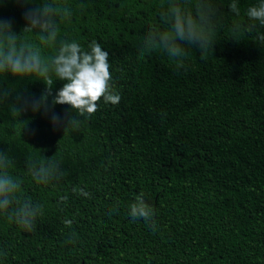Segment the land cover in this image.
Wrapping results in <instances>:
<instances>
[{"label": "trees", "instance_id": "trees-1", "mask_svg": "<svg viewBox=\"0 0 264 264\" xmlns=\"http://www.w3.org/2000/svg\"><path fill=\"white\" fill-rule=\"evenodd\" d=\"M258 2L239 0L237 16L231 0H0L19 41L49 58L64 41L98 42L121 96L54 130L43 111L20 110L44 81L0 74V172L20 185L0 212V264H264V27L246 15ZM42 3L61 10L51 47L24 31L22 13ZM173 6L199 9L213 35L203 58L187 44L180 62L149 52L146 34L171 29ZM140 192L155 230L128 215ZM25 202L31 231L9 219Z\"/></svg>", "mask_w": 264, "mask_h": 264}, {"label": "clouds", "instance_id": "clouds-1", "mask_svg": "<svg viewBox=\"0 0 264 264\" xmlns=\"http://www.w3.org/2000/svg\"><path fill=\"white\" fill-rule=\"evenodd\" d=\"M27 3L28 0H17ZM239 0H231L229 10L240 15ZM172 16L171 29L163 32L152 31L146 34V41L151 46L149 52L160 50L167 53L170 59L180 62L187 55L184 45L199 48L202 58L212 47L213 35L205 30L203 17L197 9V16L185 14L179 6L170 9ZM60 8L52 4L42 3L38 7H28L22 13L26 21L24 31L39 30L41 44L53 46L56 43L60 28L55 16L60 15ZM68 15L65 12V16ZM246 15L249 20L259 22L264 27V0L250 6ZM166 18V22H167ZM11 19L0 18V74H11L17 78L35 77L44 81L46 89L39 98L24 96L19 98L20 110L33 112L43 111L50 119L55 129L76 128L80 121L73 115L91 116L99 107L98 101L103 98L104 103L118 104L121 100L119 93L113 88L110 75L111 64L109 53L102 46L92 41L87 50L78 42L64 41L50 58L39 47L20 42L13 28ZM256 24L249 25V30L255 29ZM258 40L264 44V34L258 35ZM141 55H144L142 52ZM64 81L63 86L53 92L55 80ZM7 92L0 90V99L5 98ZM51 97V100H49ZM56 105H69L70 112L63 116L56 113ZM3 160L0 154V161ZM44 170L41 169L40 172ZM43 181L39 173L34 174ZM20 185L7 174L0 172V212H4L14 203ZM80 194L88 197L90 193L80 189ZM128 215L133 221L143 219L153 230L156 228L155 209L147 202L145 193L140 192L129 205ZM37 211L30 202L23 203L9 219L22 229L31 231L37 220ZM70 223V221L68 222Z\"/></svg>", "mask_w": 264, "mask_h": 264}]
</instances>
